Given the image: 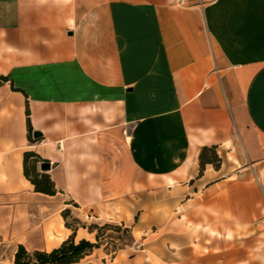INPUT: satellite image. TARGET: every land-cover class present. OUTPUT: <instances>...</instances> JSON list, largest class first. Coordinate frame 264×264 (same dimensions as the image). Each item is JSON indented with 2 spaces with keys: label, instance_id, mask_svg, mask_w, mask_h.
<instances>
[{
  "label": "crops",
  "instance_id": "1",
  "mask_svg": "<svg viewBox=\"0 0 264 264\" xmlns=\"http://www.w3.org/2000/svg\"><path fill=\"white\" fill-rule=\"evenodd\" d=\"M0 75L10 264L18 244L93 242L63 208L153 217L158 191L181 210L176 264H264V0H0ZM210 145L220 165L201 168ZM95 252L74 264H144Z\"/></svg>",
  "mask_w": 264,
  "mask_h": 264
},
{
  "label": "rangeland",
  "instance_id": "2",
  "mask_svg": "<svg viewBox=\"0 0 264 264\" xmlns=\"http://www.w3.org/2000/svg\"><path fill=\"white\" fill-rule=\"evenodd\" d=\"M56 204L54 212L63 206V202L60 200ZM128 205L130 209L120 207L116 210L118 216L113 218H109L113 214L109 209H98L96 213L94 210H76L71 205L63 208L60 214L64 224L73 232L78 228L91 232L89 238L97 244L94 257L98 263H101L99 256L106 255L109 259L118 252H124L129 256L138 254L143 257L144 264H167L161 261L162 256L170 264H176L181 258V210H178L175 202L169 200V193L155 192L153 206L150 208L153 217L141 214L140 209L147 205L145 201ZM124 216L125 218H120ZM240 237L241 235H235V244L241 240ZM152 243L161 248L153 250L149 247ZM13 248L9 244L0 247V264H10ZM234 264L241 262L235 261Z\"/></svg>",
  "mask_w": 264,
  "mask_h": 264
},
{
  "label": "trees",
  "instance_id": "3",
  "mask_svg": "<svg viewBox=\"0 0 264 264\" xmlns=\"http://www.w3.org/2000/svg\"><path fill=\"white\" fill-rule=\"evenodd\" d=\"M5 80H7V78L0 75V81ZM28 126L30 130V124ZM30 155L35 154L33 152H27L25 153V159ZM220 162L221 158L218 156L214 145L203 146L201 148L199 153V163L201 168L207 163L212 164L214 167H218ZM40 183L41 184L35 183V190L47 194H54L55 191L53 190L52 183L49 181L47 175L43 176ZM96 247V243L85 238H81L75 242L73 235H70L57 247L50 250L34 249L29 251L22 244H18L11 264H74L85 255L90 254Z\"/></svg>",
  "mask_w": 264,
  "mask_h": 264
},
{
  "label": "water",
  "instance_id": "4",
  "mask_svg": "<svg viewBox=\"0 0 264 264\" xmlns=\"http://www.w3.org/2000/svg\"><path fill=\"white\" fill-rule=\"evenodd\" d=\"M40 135H41V133L39 131H33V136L35 138L39 137ZM40 167H41L42 170L48 169L49 168V163L47 161H44V162L41 163Z\"/></svg>",
  "mask_w": 264,
  "mask_h": 264
}]
</instances>
